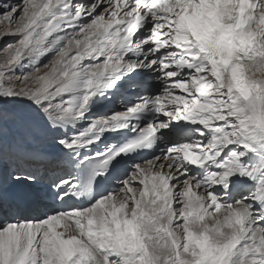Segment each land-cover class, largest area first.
<instances>
[{
	"label": "snow or ice",
	"instance_id": "6c2138e0",
	"mask_svg": "<svg viewBox=\"0 0 264 264\" xmlns=\"http://www.w3.org/2000/svg\"><path fill=\"white\" fill-rule=\"evenodd\" d=\"M0 41V264H264V0H0Z\"/></svg>",
	"mask_w": 264,
	"mask_h": 264
},
{
	"label": "rangeland",
	"instance_id": "374dc122",
	"mask_svg": "<svg viewBox=\"0 0 264 264\" xmlns=\"http://www.w3.org/2000/svg\"><path fill=\"white\" fill-rule=\"evenodd\" d=\"M4 43H5L4 41H0V48H2V47L4 46ZM46 59H48V57H46L45 60H46ZM43 62H44V61H42V63H43Z\"/></svg>",
	"mask_w": 264,
	"mask_h": 264
}]
</instances>
